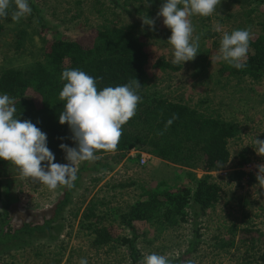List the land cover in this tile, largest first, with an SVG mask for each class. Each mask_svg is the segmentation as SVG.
<instances>
[{"label": "rangeland", "instance_id": "374dc122", "mask_svg": "<svg viewBox=\"0 0 264 264\" xmlns=\"http://www.w3.org/2000/svg\"><path fill=\"white\" fill-rule=\"evenodd\" d=\"M40 10L48 31L41 33L38 26L24 17L8 25L0 33V71L5 68L24 69L41 58L46 42L57 36L76 39L101 25L131 26L143 37L148 49L172 61L173 49L167 43L171 31L157 19L164 0H32ZM155 19L154 29L143 25L145 16ZM264 17V5L251 0H220L211 16L190 17L193 36H200L197 56L181 65L176 73H153L145 83V95H157L172 102H180L207 116L220 117L235 124L237 136L229 142L230 163L223 170L210 173L220 186V199L207 214L194 222L190 209L186 222L174 228L157 231L154 226L144 229L138 243L141 255H166L171 262L180 257L198 228L202 245L185 264H258L252 262L246 249L236 247L225 252L217 250L215 239L224 237V226L252 225L264 233V189L247 184L235 173L247 163L264 164V156L254 151L253 139L264 140V76L253 80L219 77L217 63L211 57L219 52L223 32L235 29L257 30ZM220 27L221 31H214ZM22 45L16 49V36ZM204 59V60H203ZM202 67L204 70H202ZM69 131L70 147H75ZM142 154L145 155L142 163ZM65 164V154L55 158ZM97 166V169H92ZM86 167V170H81ZM78 179L69 197V203L55 217L56 205L62 201L66 187L49 190L47 186L14 175L10 178V195L15 199L10 207L11 225L42 223L54 218L51 228L31 237L24 236L9 247L0 249V264H79L86 258L88 264H124L125 249H97L92 245L93 235L85 223L100 218L102 225L120 227V217L139 199L141 189L152 186L158 191L179 188L193 189L200 170L161 161L146 153H107L95 161L78 165ZM4 203H0V215ZM96 216L90 222L83 220L85 210ZM123 233V232H122ZM125 234V233H124ZM264 249V245H259Z\"/></svg>", "mask_w": 264, "mask_h": 264}, {"label": "trees", "instance_id": "16d2710c", "mask_svg": "<svg viewBox=\"0 0 264 264\" xmlns=\"http://www.w3.org/2000/svg\"><path fill=\"white\" fill-rule=\"evenodd\" d=\"M251 1L264 5V0ZM28 3L31 14L24 18L28 22L33 20L41 33H46L48 28L40 10L32 0H28ZM13 22L10 13L7 18H0V33ZM52 34L54 38L46 42L41 58L34 64L24 69L5 68L0 71V95L8 94L15 99L16 118L30 120L46 133L47 147L55 158L65 154L59 147L61 143L70 147L69 127L59 123V114L64 104L59 99L63 87L60 76L65 69L78 68L97 78L98 90L126 84L132 78H136L142 86L139 91L142 102L137 106L136 115L122 126V136L116 150L99 151L97 156L135 150L203 173L193 189L158 191L152 186L143 187L139 199L120 217L121 228L102 225L100 218H96L93 223H85L86 229L93 235L92 245L95 248H123L127 254V262L124 264H139L142 255L138 243L144 229L154 226L160 231L185 223L187 209H190L191 218L196 222L217 204L221 188L210 173L223 170L230 163L229 142L237 136L239 130L231 122L207 116L186 104L157 95H145L143 89L150 74L176 73L182 67L148 49L144 38L136 35L133 27L101 25L76 39L57 36L54 32ZM14 44L16 49L22 45L19 34ZM217 65L216 73L219 77L248 76L258 80L264 76V17L257 23V30L252 34L246 67L237 70L222 61ZM100 77L103 79L100 80ZM173 114L178 119L163 135H157ZM86 169L83 167L81 170ZM92 169H97V166ZM14 175H19L17 168L10 162L0 160V203H4L0 215V249L19 242L24 236L31 237L49 230L54 218L69 203L73 191V188L66 189L62 201L56 205L53 220L12 227L10 207L15 199L10 195L9 179ZM235 175L243 179L244 173L237 171ZM255 181L250 177L247 184ZM94 217L91 209L85 210L82 215L86 222ZM223 229L224 237L215 239L217 250L225 252L236 247L245 248L252 262L264 264V249L259 248V245H264V233L252 225L240 227L231 224ZM199 231L198 228L193 229V239L187 249L170 264H185L192 254L198 252L202 245Z\"/></svg>", "mask_w": 264, "mask_h": 264}, {"label": "clouds", "instance_id": "9594fccd", "mask_svg": "<svg viewBox=\"0 0 264 264\" xmlns=\"http://www.w3.org/2000/svg\"><path fill=\"white\" fill-rule=\"evenodd\" d=\"M220 0H164L157 13V19L163 18V24L171 31L167 43L173 49L172 63L184 64L197 56L200 36H193L194 28L190 17L211 16ZM150 7V0H147ZM9 13L14 22L31 14L28 0H0V18ZM143 25L154 29L155 19L147 15ZM214 31H221L215 27ZM252 34L250 29L225 31L220 40L219 52L211 57L213 62H225L229 66L242 70L246 67ZM100 80L103 78L100 77ZM60 80L63 82L59 99L64 102L59 114L60 125L67 124L75 147L61 143L67 163H55V156L47 147V135L30 120L15 117L17 111L15 99L8 94L0 95V160L15 166L21 178L30 179L55 190L64 186L71 190L78 176V165L85 161L99 159V151H115L122 136V126L136 115L137 106L142 102L139 91L142 86L136 78L115 87L97 88V78L80 69H65ZM178 119L176 114L167 120L163 135L172 123ZM253 149L264 156V140L255 137ZM257 184L253 189H264V164L256 165ZM79 264H88L81 258ZM139 264H170L166 255L155 252L144 254Z\"/></svg>", "mask_w": 264, "mask_h": 264}, {"label": "built area", "instance_id": "2783aa9c", "mask_svg": "<svg viewBox=\"0 0 264 264\" xmlns=\"http://www.w3.org/2000/svg\"><path fill=\"white\" fill-rule=\"evenodd\" d=\"M130 152L132 153H136L137 151L135 150H130ZM145 155L142 154V163H144V158ZM241 172L244 173L243 176V180L246 181V179L248 180L250 177H253L254 179H256V174H257V168H256V164L255 163H247L246 165H244L241 169Z\"/></svg>", "mask_w": 264, "mask_h": 264}]
</instances>
